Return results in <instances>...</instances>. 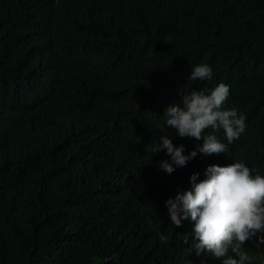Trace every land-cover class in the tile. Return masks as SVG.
<instances>
[{
  "label": "trees",
  "instance_id": "16d2710c",
  "mask_svg": "<svg viewBox=\"0 0 264 264\" xmlns=\"http://www.w3.org/2000/svg\"><path fill=\"white\" fill-rule=\"evenodd\" d=\"M219 83L245 132L166 174L164 110ZM237 161L264 175V0H0V264H220L165 201Z\"/></svg>",
  "mask_w": 264,
  "mask_h": 264
},
{
  "label": "clouds",
  "instance_id": "9594fccd",
  "mask_svg": "<svg viewBox=\"0 0 264 264\" xmlns=\"http://www.w3.org/2000/svg\"><path fill=\"white\" fill-rule=\"evenodd\" d=\"M213 69L208 64L191 66L187 80L211 81ZM180 103L164 110V127L171 128L179 138L194 139L198 143L186 153L183 144L174 145L164 127V133L151 143V155L164 150L169 159L159 162L166 174L197 157L226 153L227 144L239 139L246 130V116L235 108H226L229 85L219 83L213 88L178 91ZM211 133H206L207 129ZM222 130L227 144L215 134ZM146 153L147 150L145 149ZM243 162L226 166L210 165L204 172L189 179L190 187L178 190L174 198L165 201L168 217L176 228L187 221L192 225L191 237L196 254H211L220 264H248L245 242L255 240L264 245V175L253 174ZM161 241L165 237L160 235ZM188 242V238L186 243Z\"/></svg>",
  "mask_w": 264,
  "mask_h": 264
}]
</instances>
